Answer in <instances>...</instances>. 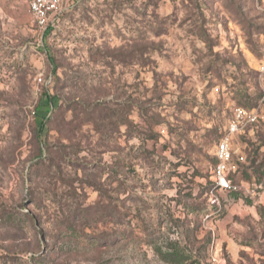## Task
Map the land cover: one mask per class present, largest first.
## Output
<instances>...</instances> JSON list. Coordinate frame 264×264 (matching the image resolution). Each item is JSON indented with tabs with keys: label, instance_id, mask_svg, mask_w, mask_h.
I'll list each match as a JSON object with an SVG mask.
<instances>
[{
	"label": "rangeland",
	"instance_id": "1",
	"mask_svg": "<svg viewBox=\"0 0 264 264\" xmlns=\"http://www.w3.org/2000/svg\"><path fill=\"white\" fill-rule=\"evenodd\" d=\"M263 66L264 0H0V264H264V192L211 175L238 107L230 178L264 170Z\"/></svg>",
	"mask_w": 264,
	"mask_h": 264
},
{
	"label": "built area",
	"instance_id": "2",
	"mask_svg": "<svg viewBox=\"0 0 264 264\" xmlns=\"http://www.w3.org/2000/svg\"><path fill=\"white\" fill-rule=\"evenodd\" d=\"M27 6L32 20L40 28L53 25L54 18L61 11L69 7L77 0H23ZM264 70V66H263ZM257 114L255 110L245 108H235L233 116L229 122L225 133L216 145L215 165L212 169V181L214 189L227 193H241L245 197H253L264 192V173L258 182H253L247 186L236 184L230 178V164L232 161L231 140L239 134L245 126L256 122Z\"/></svg>",
	"mask_w": 264,
	"mask_h": 264
},
{
	"label": "trees",
	"instance_id": "3",
	"mask_svg": "<svg viewBox=\"0 0 264 264\" xmlns=\"http://www.w3.org/2000/svg\"><path fill=\"white\" fill-rule=\"evenodd\" d=\"M52 99L53 97H49L51 105H52ZM45 120L46 119H44L43 122L40 125H38V134H37L38 137H42V134L45 131V127H46L45 122H47ZM263 173H264V170H262L259 176L255 179L256 182L260 180ZM212 185H213V182H212ZM154 251L157 255L161 256V258L168 264H181L180 263L181 254L179 251H170V252H165L162 254L158 246L154 247Z\"/></svg>",
	"mask_w": 264,
	"mask_h": 264
}]
</instances>
